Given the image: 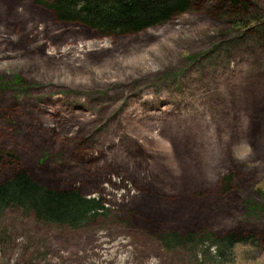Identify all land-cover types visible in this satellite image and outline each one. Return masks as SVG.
Masks as SVG:
<instances>
[{
  "label": "rangeland",
  "instance_id": "obj_1",
  "mask_svg": "<svg viewBox=\"0 0 264 264\" xmlns=\"http://www.w3.org/2000/svg\"><path fill=\"white\" fill-rule=\"evenodd\" d=\"M247 2L238 28L196 0L106 37L0 0L2 178L24 167L106 207L80 229L7 212L0 264H264V0Z\"/></svg>",
  "mask_w": 264,
  "mask_h": 264
},
{
  "label": "trees",
  "instance_id": "obj_2",
  "mask_svg": "<svg viewBox=\"0 0 264 264\" xmlns=\"http://www.w3.org/2000/svg\"><path fill=\"white\" fill-rule=\"evenodd\" d=\"M196 0H32L39 7L51 11L66 24L81 25L110 37L132 36L162 26L192 11ZM229 4L234 18L248 17V0H217ZM247 19L234 21L241 27ZM12 154L0 146V217L18 211L49 224L66 225L73 229L87 226L106 211L102 197L85 196L80 188H50L32 178L24 167L17 166L12 175L2 178L1 164ZM225 245L234 246L246 240L236 234L227 235ZM163 244L167 246L163 239Z\"/></svg>",
  "mask_w": 264,
  "mask_h": 264
}]
</instances>
